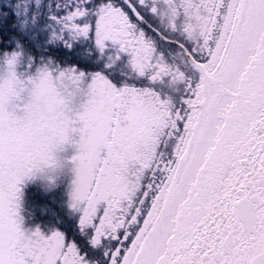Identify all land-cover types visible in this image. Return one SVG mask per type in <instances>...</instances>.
<instances>
[{"label": "snow or ice", "instance_id": "obj_1", "mask_svg": "<svg viewBox=\"0 0 264 264\" xmlns=\"http://www.w3.org/2000/svg\"><path fill=\"white\" fill-rule=\"evenodd\" d=\"M0 264H264V0H0Z\"/></svg>", "mask_w": 264, "mask_h": 264}, {"label": "rangeland", "instance_id": "obj_2", "mask_svg": "<svg viewBox=\"0 0 264 264\" xmlns=\"http://www.w3.org/2000/svg\"><path fill=\"white\" fill-rule=\"evenodd\" d=\"M7 89H5V93ZM82 99H86L82 98ZM76 146L74 144H65L62 148L55 150L54 155L58 161V164L53 167H47L44 171V175L53 178V181L62 188H67V185L71 178L72 162L71 157L75 154ZM38 181H26L21 186V215L27 217L29 212H33L32 203L35 199L34 190L35 184ZM64 200H67V195H64ZM46 219L33 213L31 220L25 219L23 227H31L33 225H43L46 223Z\"/></svg>", "mask_w": 264, "mask_h": 264}, {"label": "clouds", "instance_id": "obj_3", "mask_svg": "<svg viewBox=\"0 0 264 264\" xmlns=\"http://www.w3.org/2000/svg\"><path fill=\"white\" fill-rule=\"evenodd\" d=\"M57 164H58V161L54 155L53 159L48 162V167H53V166H56Z\"/></svg>", "mask_w": 264, "mask_h": 264}]
</instances>
